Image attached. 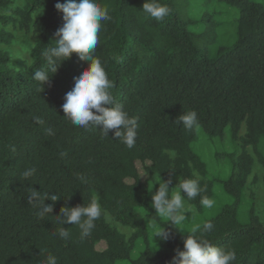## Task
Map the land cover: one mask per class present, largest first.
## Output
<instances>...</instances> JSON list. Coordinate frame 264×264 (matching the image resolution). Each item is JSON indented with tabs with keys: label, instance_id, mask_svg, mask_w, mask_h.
I'll return each mask as SVG.
<instances>
[{
	"label": "trees",
	"instance_id": "obj_1",
	"mask_svg": "<svg viewBox=\"0 0 264 264\" xmlns=\"http://www.w3.org/2000/svg\"><path fill=\"white\" fill-rule=\"evenodd\" d=\"M20 1L0 0V44L13 42L8 27L38 40L28 49L25 66L0 51V264H45L49 253L57 264H173L194 229L214 246L234 250L232 264H264V221L252 201L244 200L254 160L264 168V3L159 0L171 11L158 22L142 11L145 0H97L111 19L101 21L93 55L113 82L117 103L138 122L136 144L128 149L113 131L104 137L99 127L77 128L64 117V96L88 66L76 53L61 61L55 74L48 72L44 88L33 79L35 71L47 70L42 52L55 46L63 24L55 5L65 0ZM188 111L198 117V127L190 131L174 122ZM225 132L231 145L223 157L230 174L218 179L208 175L194 143L199 133L221 139ZM28 169L33 175L22 178ZM193 174L207 185L202 195L212 198L218 183L225 199L183 231L155 215L151 196L159 176L162 181L175 176L179 183ZM31 188L60 196L45 201L52 212L43 220L28 204ZM92 197L114 224L102 215L83 240L71 224L63 225L67 240L54 235L61 227L55 217L60 209L86 205ZM200 199L186 202L203 214ZM243 206L247 218L240 221ZM209 221L213 229L202 232ZM162 227L170 233L167 240L157 238Z\"/></svg>",
	"mask_w": 264,
	"mask_h": 264
},
{
	"label": "clouds",
	"instance_id": "obj_2",
	"mask_svg": "<svg viewBox=\"0 0 264 264\" xmlns=\"http://www.w3.org/2000/svg\"><path fill=\"white\" fill-rule=\"evenodd\" d=\"M57 11L63 13V24L55 32V46H51L42 52L47 63V70L35 71L33 79L38 81L40 86L49 83L48 72L56 73L60 62L66 61L76 53L80 60L87 62V68L74 77L71 90L64 96V103L61 105L64 117L77 128L99 127L104 137H109V132H114V137L128 149L136 144L138 122L135 117H130L117 103L112 89L114 84L108 79L105 68L99 58L93 54L99 43L101 32V21L110 20L111 17L106 7L101 6L97 0H66L64 3H56ZM142 11L147 17L162 21L170 14V8L159 0H145ZM38 123H43L37 118ZM182 124L185 130H192L198 127V117L195 111H188L181 114L174 121ZM51 135L52 129H46ZM15 151V146H10ZM66 155L61 152V156ZM170 158H175V153H170ZM34 169L25 170L21 175L27 179L34 173ZM194 178L180 179L174 189H169L172 181H162L160 176L155 184L158 189L151 196V208L155 215L169 221L173 225H181L186 219V199L194 200L200 196V205L204 208H211L214 201L207 195V185L201 186V178L193 174ZM85 182L84 177H80ZM186 195H182L181 193ZM60 198L57 194L41 193L31 188L28 194V204L35 209V215L43 220L47 214L52 212V205L45 201H56ZM102 215H107L97 198H90L86 205L75 207H62L59 215H56L58 227L54 235L67 240L69 231L63 227L65 224L75 225L80 230V238L91 235L95 228V222ZM213 224L205 222L202 232L207 233L213 229ZM187 234L183 241V250H176L173 257V264H232L236 259L234 250H225L211 244L203 235L199 237L194 233ZM181 232V231H180ZM170 236L164 227L157 232V238L167 240ZM45 264H57V258L51 253L47 254Z\"/></svg>",
	"mask_w": 264,
	"mask_h": 264
},
{
	"label": "rangeland",
	"instance_id": "obj_3",
	"mask_svg": "<svg viewBox=\"0 0 264 264\" xmlns=\"http://www.w3.org/2000/svg\"><path fill=\"white\" fill-rule=\"evenodd\" d=\"M16 3L20 4V0H14ZM258 2L264 3V0H256ZM66 2V0H65ZM1 13V10H0ZM13 35V42L9 45L0 44V51L7 52L10 57L13 59L14 63L18 66H25L28 62V49L38 40L37 35L33 33L25 34L18 30H14L10 27L7 28ZM242 132V131H241ZM221 139L219 138H210L202 133H199L197 140L194 143V147L198 150L200 156H202L203 161L205 162L208 175L218 179H225L230 174V167L226 160L223 157L224 154H227L230 147V140L228 135L224 134ZM248 152L251 153L250 148H246ZM141 179L145 178L142 167L139 163L136 164ZM264 177V168H262L255 160L252 166V172L247 179L246 188L244 190V200L248 202L252 201L254 211L261 221H264V184L262 178ZM173 189L176 187L178 180L173 176ZM150 193H153L152 186L149 187ZM214 196L211 198L214 203L211 208H204L203 214H198L193 206L189 205L186 202V216L187 219L181 224L178 225L179 228L183 231H189L191 228L198 225L201 220L212 215L221 205L225 199L222 194H220L219 184L215 183L213 187ZM252 198L250 199V197ZM247 218L246 210L241 207L239 212V220L244 221ZM108 222L113 223L111 219L106 216ZM114 224V223H113ZM116 227L126 235L130 234V230L124 228L120 225L115 224ZM103 246H100L102 248ZM142 249V246L138 245L137 250ZM135 252L133 253V256ZM118 264H127L124 262Z\"/></svg>",
	"mask_w": 264,
	"mask_h": 264
}]
</instances>
